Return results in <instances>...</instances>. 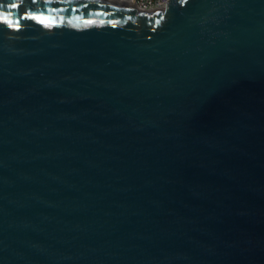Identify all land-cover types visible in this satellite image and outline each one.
Returning a JSON list of instances; mask_svg holds the SVG:
<instances>
[{
	"label": "water",
	"instance_id": "water-1",
	"mask_svg": "<svg viewBox=\"0 0 264 264\" xmlns=\"http://www.w3.org/2000/svg\"><path fill=\"white\" fill-rule=\"evenodd\" d=\"M0 264H264V0H0Z\"/></svg>",
	"mask_w": 264,
	"mask_h": 264
},
{
	"label": "built area",
	"instance_id": "built-area-1",
	"mask_svg": "<svg viewBox=\"0 0 264 264\" xmlns=\"http://www.w3.org/2000/svg\"><path fill=\"white\" fill-rule=\"evenodd\" d=\"M133 2L138 8H150L161 5L166 0H125Z\"/></svg>",
	"mask_w": 264,
	"mask_h": 264
},
{
	"label": "bare ground",
	"instance_id": "bare-ground-1",
	"mask_svg": "<svg viewBox=\"0 0 264 264\" xmlns=\"http://www.w3.org/2000/svg\"><path fill=\"white\" fill-rule=\"evenodd\" d=\"M121 1H124V2L129 3V4H134V3L131 2V1H125V0H121ZM134 5H135V4H134Z\"/></svg>",
	"mask_w": 264,
	"mask_h": 264
},
{
	"label": "snow or ice",
	"instance_id": "snow-or-ice-1",
	"mask_svg": "<svg viewBox=\"0 0 264 264\" xmlns=\"http://www.w3.org/2000/svg\"><path fill=\"white\" fill-rule=\"evenodd\" d=\"M13 7H18V5H13Z\"/></svg>",
	"mask_w": 264,
	"mask_h": 264
}]
</instances>
